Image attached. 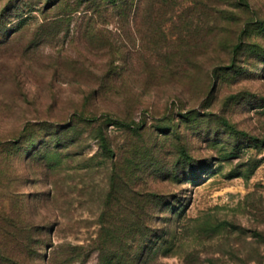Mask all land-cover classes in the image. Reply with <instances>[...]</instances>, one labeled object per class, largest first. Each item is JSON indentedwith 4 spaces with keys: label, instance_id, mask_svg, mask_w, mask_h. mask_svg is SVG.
I'll use <instances>...</instances> for the list:
<instances>
[{
    "label": "rangeland",
    "instance_id": "374dc122",
    "mask_svg": "<svg viewBox=\"0 0 264 264\" xmlns=\"http://www.w3.org/2000/svg\"><path fill=\"white\" fill-rule=\"evenodd\" d=\"M120 254L264 264V0H0V264Z\"/></svg>",
    "mask_w": 264,
    "mask_h": 264
},
{
    "label": "trees",
    "instance_id": "16d2710c",
    "mask_svg": "<svg viewBox=\"0 0 264 264\" xmlns=\"http://www.w3.org/2000/svg\"><path fill=\"white\" fill-rule=\"evenodd\" d=\"M115 3L117 4V1H115ZM106 138H102V141H103V145L104 147H106L107 149V146H106ZM127 257L125 256V254H120V255H117L115 256L113 259H110L109 262L107 263H104V264H128L129 262H127ZM132 261V260H131ZM130 261V262H131Z\"/></svg>",
    "mask_w": 264,
    "mask_h": 264
}]
</instances>
